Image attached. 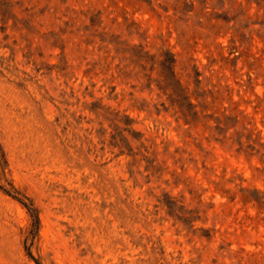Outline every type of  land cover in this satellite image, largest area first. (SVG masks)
Listing matches in <instances>:
<instances>
[{
  "label": "rangeland",
  "instance_id": "rangeland-1",
  "mask_svg": "<svg viewBox=\"0 0 264 264\" xmlns=\"http://www.w3.org/2000/svg\"><path fill=\"white\" fill-rule=\"evenodd\" d=\"M0 264H264V0H0Z\"/></svg>",
  "mask_w": 264,
  "mask_h": 264
}]
</instances>
